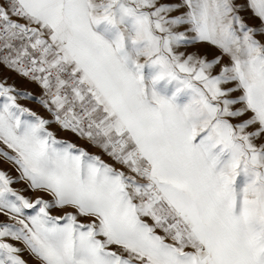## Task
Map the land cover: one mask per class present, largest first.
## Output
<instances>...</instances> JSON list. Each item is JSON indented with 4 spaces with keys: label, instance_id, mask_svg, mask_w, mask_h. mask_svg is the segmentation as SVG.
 I'll use <instances>...</instances> for the list:
<instances>
[{
    "label": "snow or ice",
    "instance_id": "1",
    "mask_svg": "<svg viewBox=\"0 0 264 264\" xmlns=\"http://www.w3.org/2000/svg\"><path fill=\"white\" fill-rule=\"evenodd\" d=\"M0 162V264H264V0H0Z\"/></svg>",
    "mask_w": 264,
    "mask_h": 264
},
{
    "label": "rangeland",
    "instance_id": "2",
    "mask_svg": "<svg viewBox=\"0 0 264 264\" xmlns=\"http://www.w3.org/2000/svg\"><path fill=\"white\" fill-rule=\"evenodd\" d=\"M94 31H96L98 34L104 36L105 39H110L109 34L105 33L104 31V26L100 25V26H96L94 27ZM204 49H201V51H203ZM3 71V75L4 76H10L11 79L9 80V83H12L13 81H15V83L20 86V87H24V88H28L31 91L35 92V93H39L40 89L37 88L35 85H30L27 84L26 82L22 81L19 77L15 76L12 73L7 72L6 70H2ZM157 71V69L155 68H150L148 66L145 67V69L143 70V75L145 77V84L146 86L150 85L151 82V77L152 75ZM176 87L177 85L175 84V82H172L170 84L165 85L164 81H161L157 86H156V90L163 95L165 98H172L175 95V99H174V103L179 106V107H183L184 104L188 103L190 100V93L188 90H184L180 93L176 92ZM22 103H24V101H22ZM29 107H33L35 108L36 105L35 104H28ZM37 111H41V114H45L42 112V110L37 109ZM58 136L65 138L67 140H72L75 141L78 144H83V141L77 140V138L73 135H71L70 133H66V132H58ZM94 151V150H93ZM0 168L6 169L9 172H11V174L13 176L16 175V173L14 171L11 170V168L9 167V165L7 163H3L0 162ZM247 177L245 176V174L243 172H241L237 178L236 181L233 185L234 189L237 192H240L243 187L245 186V183L247 182ZM14 188H24V185L21 184H14L13 185ZM25 195H33V193L31 192H26ZM0 219H3V217H0ZM23 258L28 262V264H37V262L28 254V253H24L23 254Z\"/></svg>",
    "mask_w": 264,
    "mask_h": 264
}]
</instances>
